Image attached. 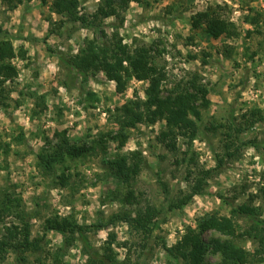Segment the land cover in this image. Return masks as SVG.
Returning a JSON list of instances; mask_svg holds the SVG:
<instances>
[{"label":"rangeland","instance_id":"1","mask_svg":"<svg viewBox=\"0 0 264 264\" xmlns=\"http://www.w3.org/2000/svg\"><path fill=\"white\" fill-rule=\"evenodd\" d=\"M100 4L101 0H80V13L93 14ZM50 5L31 0L11 8L0 2V29L9 33L17 49L24 46L27 50L26 59L15 60L20 73L14 82L8 83L11 91L8 105L0 107V191L6 189L22 197L24 209L35 215L31 219L33 236L43 239L45 249L53 250L63 242L61 234L45 230L48 218L73 213L80 223H92L99 218L100 211L109 216L119 210L118 202L106 199L118 187V182L106 175L103 162L105 157H112L118 151H142L146 163L134 182L138 207L153 206L159 212L147 236L124 223L90 234L97 250L105 246L112 234L121 264H173L165 244H175L187 227L197 225L200 217L214 213L229 216L233 205L247 202L260 207L264 219L261 191L264 147L261 146H246L238 159L223 164L214 172L205 195L195 196L182 209L169 206L173 198L188 190L189 167L209 169L217 165L215 152L222 153L223 136L212 133L208 127L228 119L233 111L241 115L253 106L264 108V18L258 28L247 20L254 13L264 15V0H132L122 12L123 23L115 17L107 18V37L102 41L119 32L132 47L144 44L160 50L154 63L167 72L163 96H168L180 83H183L181 87L186 85L193 73H198L208 88L211 105L203 110L199 120L201 133L191 146L182 140L178 151H170L158 139L164 122L139 124L131 130L124 147L110 141L106 155L98 150L72 164L66 187L56 186L53 176L45 175L37 167L36 154L46 147L45 137L67 129L70 138L80 143L116 130L108 109L122 105L136 94L145 98L148 82L130 79L127 91L120 94L115 82L98 72L82 77L72 90H67L63 82L69 79L70 73L60 56L66 60L77 54L95 31L80 22L63 23L66 17L52 11ZM215 5L221 7L224 17L236 24L239 33L236 37L212 39L204 27L196 30L192 27L196 13ZM88 91L97 93L101 100L95 108L85 101ZM35 93L47 94L45 110L36 106ZM57 107L62 109L61 116ZM22 134L25 141L17 142L15 137ZM254 137L264 138V123L250 130L243 140ZM8 143L11 148L7 153L4 151ZM193 156L195 162L191 161ZM162 182L168 185V193ZM6 221L9 223L12 218ZM237 222L235 243L255 254L259 242L253 222L244 217ZM212 236L224 237L211 231L205 234L206 239ZM82 251V244L77 241L65 259L70 264H85L87 257ZM44 257L45 253H30L26 264H39L38 259ZM220 260V255L210 252L205 264ZM0 264L19 263L10 253ZM248 264H264V253Z\"/></svg>","mask_w":264,"mask_h":264},{"label":"trees","instance_id":"2","mask_svg":"<svg viewBox=\"0 0 264 264\" xmlns=\"http://www.w3.org/2000/svg\"><path fill=\"white\" fill-rule=\"evenodd\" d=\"M24 1L31 0H0L16 7ZM42 4L50 3L52 11L66 17V20L80 22L83 26L95 31V35L85 40L84 46L77 54L68 59L61 57V61L67 68L69 79L63 82L67 90H72L79 80L89 74L103 73L108 80L114 81L117 93L127 91L130 79L148 82L145 89L146 97L134 95L122 105L108 109L109 118L116 126L97 139L81 142L73 141L67 129L57 130L54 136H46V147L37 152V167L45 175L53 176L56 186H68L71 176L72 164L78 163L83 156L89 153L103 151L106 155L107 143L114 141L118 146L124 147L129 139L132 129L139 124H156L164 122V128L158 136L159 142L170 151H178L180 141L191 146L200 136L199 120L203 110L208 109L211 101L208 98V88L201 82L198 73L186 81V85L173 90L168 96L162 95V87L167 79V72L155 65L154 61L160 50L151 45L138 44L131 46L115 32L112 37H107L105 20L115 17L124 22L122 12H125L132 0H101L98 10L90 15L80 13V0H40ZM248 21L256 27L261 26L264 15L260 12L249 16ZM113 26V24H111ZM118 28L117 25H114ZM192 27L196 30L204 27L209 38L219 39L223 36L236 37L238 29L236 24L223 16L221 7L218 5L196 13L192 17ZM261 32V31H259ZM0 107L7 106L11 91L8 83L14 82L19 76V68L16 59L27 58V50L24 46L16 48L12 37L8 32L0 29ZM248 49V48H247ZM64 66V67H65ZM36 106L45 110L48 107L47 94L33 95ZM87 104L95 108L101 100L97 93H86ZM83 104L84 102H79ZM58 114L61 116L62 109ZM264 123V108L253 106L241 115H235L233 111L228 119L218 120L208 129L216 135L223 136L222 153L215 152L217 165L213 168L187 170L186 178L188 190L172 199L170 208L182 209L198 195H205L210 179L223 164L236 160L246 146L264 147V138L254 137L249 141L243 137L258 124ZM17 142H24L25 136L15 137ZM11 144L6 145L4 152H9ZM0 147V153H1ZM195 156L191 158L195 162ZM106 175L118 182L106 197L113 202H118L119 210L106 216L103 211L99 212V218L92 223H80L75 215L68 214L48 218L45 224L46 231H55L62 235L63 242L53 250H46L42 238L33 236L32 221L34 214L23 207L21 196L9 190L0 191V224H3L0 235V262L4 261L8 254L13 253L19 264H26L30 253H45V257L38 259L39 264H70L65 258L70 249L79 241L82 244L83 254L87 257L85 264H121L113 247L114 236L109 234L105 246L97 250L91 242L90 234L110 228L117 223H124L130 229L136 230L147 236L152 232L151 225L159 213L156 208L149 206L138 207V198L135 194L134 182L137 180L145 166V157L141 150L127 153L118 151L112 157L103 160ZM166 193L169 187L161 183ZM264 197V188L261 189ZM134 206V207H133ZM240 217L249 218L253 222L255 235L259 248L255 254L238 246L234 237L237 236L238 222ZM12 218L9 223L6 219ZM5 221V222H2ZM216 232L224 237L212 236L205 238L208 232ZM164 249L173 264H205L208 253L218 254L221 260L216 264H248L255 256L264 253V219L261 218L260 207L251 203L233 205L229 216L217 213L205 215L197 219L196 226L187 227L179 240L173 245H164ZM257 258V257H256ZM260 259V258H259ZM131 264V263H129Z\"/></svg>","mask_w":264,"mask_h":264}]
</instances>
